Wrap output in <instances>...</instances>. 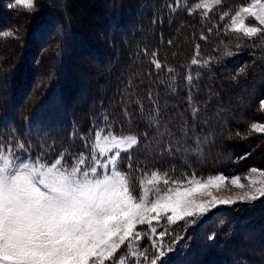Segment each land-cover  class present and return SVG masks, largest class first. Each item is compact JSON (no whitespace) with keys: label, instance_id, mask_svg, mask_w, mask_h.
I'll use <instances>...</instances> for the list:
<instances>
[{"label":"trees","instance_id":"16d2710c","mask_svg":"<svg viewBox=\"0 0 264 264\" xmlns=\"http://www.w3.org/2000/svg\"><path fill=\"white\" fill-rule=\"evenodd\" d=\"M192 1L177 5L176 0H149L141 12L132 15V24H127L132 1H121L110 15L104 12L103 25L107 28L103 29L106 31L100 47L108 45L105 50L95 45L89 48L105 71L83 92L87 99L84 101L78 87L82 79L68 71V54L75 43V26L79 25L49 11L47 0L41 24L31 32L45 48L47 70L42 71L40 65L31 80L23 54L21 62L16 64V54L14 62L5 58V65L15 66L0 76L5 85L0 89V125H9L8 129L0 126V138L6 140L14 127L18 130L16 139L25 144L30 155L46 153L47 157L54 158L55 153L49 151L48 145H54L56 152L73 146L66 129L63 136L52 133L58 126L85 136L98 121V114L105 112L111 131L136 135L139 139L131 153V177L153 169L192 168L199 174L228 172L238 164L235 157L239 149L249 147L254 153L250 162L240 164L241 170L255 161H264L263 150H255L264 139L236 137L248 117H254L253 108L264 96V59L261 58L263 63L252 62L258 52L249 48H241L237 54L213 50L200 41L202 50L199 49L198 56L194 52L191 58L208 64L190 63L185 67L166 64L174 54L170 56V45L166 42L175 39L179 29L190 26L189 17L196 15L195 11L189 12ZM208 18L212 21V16ZM124 26H128L127 31H121ZM214 51L219 55L217 58L211 56ZM104 55L109 56L108 60L102 59ZM53 59H58V63L50 68L49 61ZM154 59L165 65L156 69ZM242 68L239 75L235 74ZM255 73L262 77L261 82L256 79L251 83ZM189 74L193 77L191 84L186 80ZM115 75L120 78L111 83ZM89 100L93 108L88 106ZM194 109L199 110L198 114H193ZM45 139H48L46 146ZM169 144L173 150L166 151ZM127 164L125 160L123 171H128ZM243 227L252 231L240 236L238 231ZM213 235L214 239H209ZM184 236L177 240L173 251L161 258L163 264H262L264 207L241 214L223 225L216 217L202 220ZM253 248L260 250L250 252Z\"/></svg>","mask_w":264,"mask_h":264},{"label":"snow or ice","instance_id":"6c2138e0","mask_svg":"<svg viewBox=\"0 0 264 264\" xmlns=\"http://www.w3.org/2000/svg\"><path fill=\"white\" fill-rule=\"evenodd\" d=\"M221 2L200 0L195 9H202L203 16L207 17ZM17 4L29 11L34 9V0H17ZM195 9H190V14ZM229 16L225 31L248 38L264 36V0H250L234 14L225 11L220 19ZM250 19L256 23H247ZM201 39L206 37L201 35ZM196 54L199 55V45ZM152 63L158 70L162 67L155 59ZM191 63L200 61L194 57ZM186 80L191 84V74ZM260 103L264 110V100ZM198 111L194 109L193 114ZM101 120L103 127L94 125L88 136L80 138L87 152L76 154L67 148L56 152L54 145H48L49 151L55 153L51 161L47 160L46 153L30 155L25 144L16 139L18 130L14 127L6 140L0 138V264H129V261L158 264V260L163 264L161 258L166 256L162 250L163 237L167 233L157 231L154 222L159 224L166 218L169 224H175L188 217L198 218L220 206L233 205L237 200L255 201L264 197V182L236 199L217 198L212 195L213 187L230 180L234 186L243 188L241 178L220 173L197 179L193 173L190 178L169 180L167 173L159 171H152L147 180H139L137 196L130 173L133 171L131 153L139 139L136 135L117 136L107 123L108 117L103 116ZM251 133L264 134V123H251ZM171 150L169 144L166 151ZM124 154L128 157V171L119 168ZM245 178L255 185L264 178V170L251 168ZM204 194L211 199L199 200L198 196ZM145 225L147 232L138 230V226ZM146 239L158 253L151 260L142 244ZM209 239H214V235ZM122 249L127 250L123 255ZM171 251L172 248L167 249Z\"/></svg>","mask_w":264,"mask_h":264},{"label":"rangeland","instance_id":"374dc122","mask_svg":"<svg viewBox=\"0 0 264 264\" xmlns=\"http://www.w3.org/2000/svg\"><path fill=\"white\" fill-rule=\"evenodd\" d=\"M47 0H34V9L32 11H29L25 8L24 5L17 4V0H0V23L2 24L0 27V76L5 75L7 69H10V67H14V64H8L5 65V58L8 57V59H11L12 62L16 60L14 59V54H16L17 60L16 63H20L22 60V54L24 59L27 60L28 67H29V75L28 78L31 80L35 77V70L40 68V65H42V71L47 70L45 67L47 65V61L45 59V48L41 47V43L39 38L32 37L31 32L34 31L35 26L38 24H41V21L43 19L42 15H44V5ZM50 4L48 5L49 11H54L58 13L59 15L66 16L73 22L79 26H75V43L72 45V52L69 57V73L73 77H79L82 79L83 83H80L79 90L81 89L82 92H80V98L81 100H86L85 95L83 92L87 90L89 86L93 84L94 79H97L98 76L102 75L103 71V64L100 62V59H97L94 57L92 50L89 48V46H97L103 50L106 49V46L108 45L105 43V45L100 47V44L104 40V31L103 29H106L107 27L103 25V14L106 12L110 15L112 11H114L122 2L125 1H132L130 3V6L132 7L130 11V17L127 22V24H132V15L138 14L141 12V7H146V3H148L149 0H48ZM122 1V2H121ZM187 0H176L177 5H182ZM250 2V0H222L221 5L214 6L213 10L209 12L207 17L203 16V10L202 9H195V5L197 3H200V0H194L192 1L190 9H195L196 15L193 17H189L190 26H186L184 28L179 29L180 34H178L175 39H170L171 44H169V48L171 51V54H173L172 58L170 59V63L168 64L169 67H181V66H188L192 59L191 56L195 52L197 53V45L199 42L204 41L203 45L206 44L210 48H214L213 50L220 49L222 51L226 50L227 52L236 53L239 51H242L241 48H249V50L252 49V51L258 52L259 55H254V59L252 62L258 63L259 61L263 63L261 58L264 59V36H257L254 38H248L244 37L243 35H239L236 33L229 31H225V25L230 23V16L225 17L224 20L220 19V16L225 12L228 11L231 14H234L235 10L238 9L239 6L246 4ZM133 4V5H131ZM124 11V9H123ZM198 13V14H197ZM209 16H212V21ZM138 18V17H137ZM185 21V19L183 20ZM182 21V22H183ZM247 23L255 24L256 22L254 20L246 21ZM128 26H124L121 28V31L126 30L127 31ZM212 28V31L209 32L208 29ZM9 32L11 35L5 36L4 33ZM83 34V35H82ZM196 34V35H194ZM201 35L205 36L206 39H201ZM120 40L118 41L117 45L120 44ZM169 41L166 43L168 44ZM196 42H198L196 44ZM261 42V43H259ZM165 43V44H166ZM254 45V46H253ZM262 45V47H261ZM196 46V51H194ZM231 46V47H229ZM98 48V49H99ZM199 49L200 48L199 45ZM193 50V51H192ZM199 50V51H200ZM25 51V54H24ZM222 53V52H221ZM237 54V53H236ZM212 57H218L217 53L212 52ZM108 55H104L102 59L108 60ZM4 59V60H3ZM211 59V58H210ZM260 59V60H258ZM199 60V59H198ZM3 61V62H2ZM10 61V62H11ZM200 63L201 60H199ZM161 62V61H160ZM159 62V63H160ZM58 63V59H53L49 61L50 68H53L54 65ZM209 62H207L208 64ZM162 66L165 65L163 62L160 63ZM44 65V66H43ZM247 66V65H246ZM45 67V68H44ZM155 67V65H154ZM247 67H251L248 65ZM246 68V67H245ZM244 69V68H242ZM241 72V69L238 70V73L235 72V74L239 75ZM254 73V71H253ZM120 78L119 76H114L112 79H110L111 83L114 82V80H117ZM257 79L258 82H261L262 77L259 76V74L253 76L250 78L251 83L254 82ZM109 82H106V86L109 85ZM108 84V85H107ZM4 83L0 81V89L4 87ZM79 98V97H78ZM248 98V97H246ZM264 100L263 98L260 100V102ZM90 102V104H89ZM258 103L256 108H253V115L254 117L249 116L246 123L242 125V129H239L240 135H237L236 137H241L242 139L247 138V140H250L251 137H255L257 139H264V134L261 133H251L249 134V126L253 122H260L264 123V110H261V103ZM92 100L88 101V106L92 107ZM94 107V106H93ZM92 107V108H93ZM48 109V105H46V109ZM83 112V111H82ZM99 115L98 121L95 123V125H99L100 127L104 126V123L102 122L101 118L103 116H106V113L103 112ZM61 120V119H59ZM100 120V121H99ZM108 122V121H107ZM52 126V125H51ZM53 127V126H52ZM92 126L91 128H93ZM90 128V129H91ZM69 133V140L73 144V146L69 149L72 152L78 154L80 151L86 150L83 147L81 136L76 133L74 130H70L68 128H63L62 126H58V129H55V132L52 133H58L60 136H63L66 133V130ZM238 131V130H236ZM76 133V135H73V133ZM113 132V131H112ZM114 133V132H113ZM106 134V133H105ZM115 134V133H114ZM89 132L85 135L88 136ZM117 136H121V134H115ZM80 136V137H78ZM126 136V135H124ZM252 138V139H255ZM261 141V140H260ZM264 141V140H263ZM45 146L48 144V139L44 140ZM257 148L258 150H263L262 153H264V142L261 143V145H257L255 147V150ZM254 152L249 148H242L239 149L238 153L236 154L235 160L238 164L234 165L231 168V171L228 172H213L211 174H199L195 169L187 168V169H167V170H161V169H153V170H147L144 173L140 174H132V186L134 189V194L137 196L140 193V185L139 180L141 178L147 180L150 178V173L152 171H159L161 174L167 173L168 179L172 180H181L185 177H192L193 173L195 174V177L197 179H206L209 175H216V174H224L227 177H235L239 176L241 178V183L244 185L243 188L234 186L231 181H226L223 185L220 187H213L211 189L212 195L216 196L217 198H233L236 199L237 197L243 195L246 192L254 191L255 187H260L261 183L264 182V178H260V180L257 181L255 185H252L249 183V180L245 177L249 175V170L251 168H257L264 170V161H255V164L253 162L250 163L244 170H241L243 166L240 164L242 163H248L250 162V158ZM132 155V154H131ZM34 157V156H33ZM264 157V156H263ZM262 157V159H263ZM47 160L51 161L55 159L51 156L46 157ZM128 161L127 154H124L121 158V163L119 164V168L121 171L122 167H124V161ZM66 163L71 166V161L67 160ZM240 165V166H239ZM253 176H257L258 174H251ZM163 187V185H161ZM198 199L201 201H207L211 199V196H208L206 194L199 195ZM264 207V197H260L255 201H239L233 205L230 206H220L208 214H205L200 217H188L185 218L182 221H178L175 224H169L165 219H162L159 224H155L154 226L157 227V231H165L167 234L163 237V247L162 250L168 254L167 252L168 248H174V245L178 242L177 240L182 239V237H185V233L188 231V229L193 226L196 223H200L202 220H210L213 217L218 218L221 221V225L226 224L228 220L231 219H237L242 215H246L248 212L253 211L254 209H258ZM170 214V213H169ZM263 217V216H262ZM138 230L142 232H147V226H138ZM252 230L249 227H243L238 232L240 233V236H243L246 233H250ZM151 235V234H149ZM175 241V243H174ZM261 242V241H260ZM143 248L147 249V254L149 257V260L153 258L154 256L158 255L155 249L152 248L151 243L149 240L142 241ZM264 249V247H260V249ZM260 249H249L250 252L257 251L259 252ZM245 250V249H244ZM126 249L121 250V255L126 253ZM262 253H264V250H262ZM253 254V253H252ZM252 256V255H251ZM119 258V257H117ZM159 261V260H158ZM251 261H253V258H251ZM262 264H264V261L261 259ZM129 264H134V261H129ZM143 264V261L141 262Z\"/></svg>","mask_w":264,"mask_h":264}]
</instances>
